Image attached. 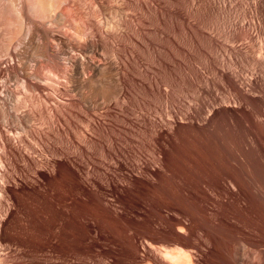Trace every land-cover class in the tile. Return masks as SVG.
I'll use <instances>...</instances> for the list:
<instances>
[{"label": "bare ground", "instance_id": "6f19581e", "mask_svg": "<svg viewBox=\"0 0 264 264\" xmlns=\"http://www.w3.org/2000/svg\"><path fill=\"white\" fill-rule=\"evenodd\" d=\"M199 1L0 0V264H50L45 206L38 242L29 228L67 160L51 151L55 117L62 138L68 107L120 114L143 92L174 106L166 121L147 112L131 120L146 126L156 156L133 162L120 182L149 194L164 187L159 205L144 209L154 230L187 249L150 235L136 264H264V0H209V21L222 18L221 30L198 21ZM199 39L209 42V79L196 68ZM199 80L209 83L206 110L191 95ZM208 127L209 195L198 193L209 226L165 186L180 177L166 146Z\"/></svg>", "mask_w": 264, "mask_h": 264}, {"label": "rangeland", "instance_id": "374dc122", "mask_svg": "<svg viewBox=\"0 0 264 264\" xmlns=\"http://www.w3.org/2000/svg\"><path fill=\"white\" fill-rule=\"evenodd\" d=\"M197 7L199 8L197 19L203 26L208 27L211 21L210 25L214 24L216 28L219 26L218 30H221L222 18H210L209 21V0H200L197 2ZM208 44L202 39H199L196 44V68L205 75V79L207 77L209 79L207 69L209 64L206 65L209 63ZM255 56L258 59L261 58L259 53ZM199 81L191 95L193 102L196 101L194 105L198 109L202 108L199 105H206V110L209 109V106L207 108L209 83L204 80ZM206 85H208V92H203ZM179 94L185 96L186 92L181 93L177 89L175 95L179 96ZM169 104L166 105L165 101L157 100L143 92L136 96L133 107L123 110L124 112L120 114H116L115 110L112 111L113 109H104L105 107L93 109L81 107L75 110L68 107L70 109L63 111L64 114L67 111L68 118L65 121L68 119V123L64 120L62 122L65 127L62 138L57 131H54L57 127H61V122H58L59 120L55 117L57 121L54 119L51 151L53 155H56L59 150L63 151L67 160L63 168L54 170L49 201L44 205H35L29 228L32 240L38 242L43 227L39 212L40 208L45 206L52 241L50 264H136L138 254H145L142 249L148 243L147 237L150 235L162 238L164 246L187 249L184 244L177 243L173 232L167 229L154 230L146 214L147 210L144 209L145 203L159 205L165 197L164 187L162 192L156 191L149 194L140 183H132V185L127 181L122 184L120 182L127 178L126 174L131 171V167L128 166L133 162L141 158L148 161L152 158L150 159L152 162L156 156V154L153 155L154 157L150 156L153 151V153L156 151L153 144L151 145L147 129H145L147 132L144 130L146 126L144 124L134 126L131 120L136 118L138 113L141 116L147 112L150 118L152 114H155L157 119L160 117L158 120L162 118L166 121L169 115L164 116L165 112L168 111V114L171 112ZM173 106L174 104L171 107ZM163 111L164 114H162ZM139 116H137L138 121L143 117L141 116L140 119ZM165 117L167 119H164ZM194 131H196L193 132L194 134L188 133L180 140H177L180 136L175 137V140L171 142L173 145L167 143L168 153L172 154L173 151L176 154V160L180 161L179 164L176 161L177 173L180 177L175 181L165 182L167 184L165 186L173 193L174 201H177L179 205L181 203L182 208L186 206L185 209H189L187 211L196 218L198 224L204 223L209 226V210L206 206L204 207L203 197L198 193L201 187L209 195V127ZM226 138L228 139L229 136L226 135ZM135 184L141 188H137ZM191 192L197 193L190 194ZM203 209H207L208 212ZM138 247L141 252L138 251L137 254ZM135 253L137 256L134 255ZM141 255L140 257L144 256Z\"/></svg>", "mask_w": 264, "mask_h": 264}]
</instances>
